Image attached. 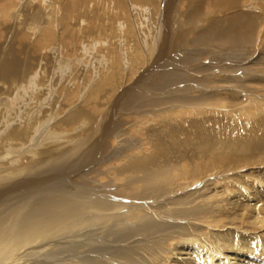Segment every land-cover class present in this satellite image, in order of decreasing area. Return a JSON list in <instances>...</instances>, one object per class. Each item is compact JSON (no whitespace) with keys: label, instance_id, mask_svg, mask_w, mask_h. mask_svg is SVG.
<instances>
[{"label":"bare ground","instance_id":"6f19581e","mask_svg":"<svg viewBox=\"0 0 264 264\" xmlns=\"http://www.w3.org/2000/svg\"><path fill=\"white\" fill-rule=\"evenodd\" d=\"M52 3L54 8L57 2ZM69 3L70 6H65L61 13H70L71 16L77 6L75 4L76 0H70ZM134 3L133 1L131 5L137 6ZM119 4L117 6H120ZM134 6L132 7L135 15L146 10L142 5L141 7L137 6V8ZM116 10L122 12V16H116L114 13L113 18H116V20L112 23V13L110 12V29L106 27L101 34V38L97 36V31L98 28H102V24L100 27L95 28L96 21L98 22L100 19L98 17L91 18L88 13L89 21L86 12H82L79 16L87 22L85 27V24H82L83 27H79L80 30L84 29V34L87 35L81 42V46L80 43H77L79 54L86 52L91 55L87 51L98 48L96 51L99 54L100 51L105 56H107V53L108 55L114 54L110 59L111 64L99 63L100 60H95L93 63L97 65L91 64L93 66L86 72L84 63L82 64L79 59H72L67 56L66 60L63 57L60 58L61 61L55 59L54 67L51 70L49 65L47 66L45 63L44 57L46 56L42 57L40 55L41 58L36 60L34 64L30 63L28 45H23L21 48L23 49L22 57H18L20 55L16 56L15 48L10 45L8 49L0 50V165L2 164V168H0V199L4 200L2 197L5 196L3 195L5 191L11 192L15 189L13 193L21 195L22 188H25L26 191L28 189L27 196L22 203L18 202L17 205L15 204L11 210L5 213L0 212V264L109 263L99 260V256H118L121 258L120 262L122 264H264L263 167L259 166L254 169L256 171L251 172L239 169L240 174L238 173L237 177H240L242 181L238 183V186L229 185L228 188L229 192L236 189L238 195L236 194L237 196L233 199L227 198L225 200L229 203L231 209L233 207L234 213L227 219V221L229 220L227 223L224 222L225 224L221 223L223 217L220 218L217 216L219 214L212 213L214 211L213 206L206 205L207 202L201 208L194 209L192 208L194 200H187L185 204H190L189 206L192 207L190 209L175 210L174 215L180 217L179 222L184 219L185 222L188 220L192 222H188L192 232L189 233L186 226L178 224L179 222L176 224L172 223L173 221L171 224L164 223L163 218L162 222H159L160 220H156L155 215L152 213H159L161 208L154 209L143 203L144 196L149 191L153 190L155 193L154 189L161 190L167 186L182 190L187 186H192L194 182L199 180L210 179V177L215 176L214 174L220 173L219 175L223 176L222 172L230 171L228 168L223 169V166L219 167L225 165L224 160H232L240 155L244 158L243 154L255 150L264 151V119L259 120L254 117L255 119L251 120L247 114L241 117L243 115L240 114V109H237V113L230 111L229 114L215 118L213 116L204 118L203 116V119L206 120L200 118L198 122L189 126H185V120L182 119V122L176 124L178 128L172 129L168 126L171 130L167 134V140L165 138L156 142L157 140L154 137L156 143L154 142L150 149L154 151L155 155H152L149 151L152 156L148 154L149 157L144 156L141 158V151H136L131 157H125L119 166L112 168L114 176L116 175L115 182L102 184L96 180L98 181L97 184L91 186L88 182L84 183L86 175L66 181L64 176L69 174L68 172L73 169L71 166L74 164L70 160L73 161L74 158L81 160L83 154H80V150L83 151L84 147L91 149L95 147L97 149L102 141L104 134L88 146L85 144V141H88L86 139L95 134V130L92 131L91 128L96 122L98 113L103 108L104 103L113 95L112 93L116 92L123 77L126 78L127 75L129 80L144 64L142 48L138 43V39L134 38L133 32L135 31L133 28L135 29V27H133L134 23L127 17V9L124 11V9L116 8ZM70 16L63 14L62 19H60L61 23L68 24ZM117 18L121 19L117 21ZM91 20L94 23L89 24ZM78 22L80 23V21ZM138 22V34L140 37L144 36V41L147 40L149 44V36L147 37L144 32L146 28L142 22ZM61 30L70 33L69 35L72 38L75 37L73 29L68 30V25L67 28H60V33H62ZM36 32L39 34L35 36L34 51L39 52L43 49L45 51L46 45L51 44V39L52 41L56 40L53 29L43 26L41 29L38 28ZM65 33L63 34L64 39H62L64 44H61L63 45L62 53L68 55L69 49L65 47L69 42H64ZM89 34H91V37L88 39ZM130 35L132 38H129ZM149 46L147 53H149ZM59 47L61 48V46ZM120 50H122L124 56L123 59L119 60L117 54ZM52 51L56 52L51 48L47 53L51 57L55 54L53 52L52 55ZM61 56L62 54H60ZM129 61L131 64L126 65ZM80 64L82 66H80L77 75L75 69L72 70L73 67L71 66ZM93 77H99V81L94 86L91 82ZM66 82H69V86L66 85ZM79 82H82V84H79ZM105 87L109 89H105ZM62 95L63 98L60 102L59 98ZM80 96L81 100H79ZM248 101L255 102L253 99ZM190 103L199 104L200 100L195 99L194 102ZM84 105H86V109ZM212 105L229 107L232 106V103L227 105L224 101L219 100L212 103ZM12 108H14V111L11 113ZM172 113L170 115L164 113L159 116L163 117L164 115L165 119L168 116L170 121L176 117L178 118L177 113ZM61 114L64 118L62 121H58ZM215 114L219 115V113ZM184 118L186 119V117ZM224 121L228 124H224ZM234 121L240 123L235 124ZM163 129L165 128H162L161 131ZM174 130L176 131L173 132ZM31 134L34 136L31 137ZM61 139H64V141L57 142ZM27 154L30 158L26 156ZM69 162L70 165L64 167ZM244 166L242 164L241 167L245 168ZM80 168L76 171L78 172ZM29 173L33 174L34 177L26 175ZM132 173L140 176L134 178ZM130 174L133 177H130ZM19 176H22L20 179L24 178L22 183L15 182L14 184L18 183L15 187H13L14 184L9 185L10 183L7 180ZM98 176L95 175V178L99 179ZM224 176L219 178L220 180L213 179V181L209 180L207 182H219L220 184L224 182L226 184L229 178ZM61 177L64 178V181L60 183L61 188H57L54 179ZM104 177L107 178L103 175L102 178ZM114 184L119 187L117 188L118 194H115L111 189H107L108 185L114 186ZM102 185H106V188H101ZM67 187H69L68 192ZM99 187V193L103 192L104 195L100 196L98 193ZM223 187L225 188V186ZM59 188L62 192L67 193H60ZM70 188L79 191L73 192ZM160 190L158 193H160ZM228 190L226 189L225 193ZM232 196H234L233 193ZM190 197L188 199H191ZM127 200H130L131 203L133 201V205H127ZM165 202V204H169L167 198ZM10 204L9 202L0 203V210L3 206H9ZM122 205L128 210L123 211ZM164 206L166 207V205ZM168 207L170 206L168 205ZM226 208L223 209L226 210ZM151 210H154V212L151 213ZM202 212L205 214L201 215ZM165 231L168 239H176L175 248L177 252L175 251L173 254L163 253L164 255H162L159 252L162 250L160 248L152 250L149 259L147 255H139L135 252V250L144 249L141 248L139 243L148 241V239L152 240L153 237H159L160 235V238H162ZM96 236H101V240L97 239L98 237L95 238ZM190 236L198 244H190V241L188 243ZM166 241L170 243L167 239ZM118 244H127L132 248L111 247ZM219 244L221 250H215V245ZM157 245H159V242Z\"/></svg>","mask_w":264,"mask_h":264},{"label":"rangeland","instance_id":"374dc122","mask_svg":"<svg viewBox=\"0 0 264 264\" xmlns=\"http://www.w3.org/2000/svg\"><path fill=\"white\" fill-rule=\"evenodd\" d=\"M69 1L70 0H0V50L4 51L11 46L15 48L14 51L16 52V56L20 55L18 57H22L23 49L21 48L23 45H28V51L30 52L28 58H30V63L34 64L36 60L41 58L40 55H42V57L46 56L44 57L45 63L47 66L49 65L51 70L54 67V61H58L62 57L66 60L67 56L72 59H79L82 64L84 63L86 66V72L93 65H97L96 63H93L95 60H100L98 61L99 63L105 62L106 64H111L110 59L114 54L108 55L107 53V56H105L101 51L99 54V52L96 51L98 48L94 50L87 49V52H90L91 55H88L86 52L81 53V55L79 54L78 46H81V42L84 40V37L87 36L84 34V29L81 28L82 30H80L79 28L83 27L84 24L85 27L87 22L85 19L81 17L79 18V16H81L80 14H82V12H86L88 20L90 18L89 14L91 18L98 17L100 20H98V22L96 21L95 28H97V26L100 27L102 24V28H98V31L102 32L97 31V36L101 38V34L104 32L105 28L107 27L110 29L111 20L112 23L116 20V18H113L114 13L116 16H122V12L116 10V8H120L124 9V11L127 9V17L134 23V38H136V40L138 39V43L141 45L144 64L141 65L140 69L137 70L129 80L127 79V75L125 76L126 78L123 77L116 92L112 93L113 95L104 103L103 108L98 113L96 122L91 128L92 131L95 130L96 135L94 134L93 136H90V138L88 137L86 139L88 141H85V144L88 146V144L104 134L102 136V141L97 149L95 147L92 148L95 149L93 151L88 147H84L83 151L80 150V154H83L82 156L80 155L81 160H79V158H74L73 156L74 159L73 161L71 159L70 162L76 164H71V167H73L74 170L71 169L68 172L69 174L64 176L66 181L77 179V177L81 175H86L84 183L88 182L91 186H95L98 181L102 184H111L112 181L115 182L116 175L114 176L112 172L114 167L116 168L119 166L121 161H124L125 157H131L136 151H141V158L144 156L149 157L150 153L155 155L150 147L152 148L156 140V142L162 141L165 138L167 140V134L171 130L168 126L172 127V129H176L178 128L176 127V124L180 121L182 122V119L183 121L185 120L184 125L189 126L198 122L200 118L201 120H206L203 119V116L204 118H209L211 116L215 118L218 116H224L227 113L229 114L230 111L232 113H237V109H240V114L243 115L241 117H244V115L247 114L251 120L255 119L254 117H257L256 119L259 120L264 119V0H76L75 4L77 6L71 16L70 13H61L64 7H67L70 4ZM133 1L135 2L134 4L139 7H141V5L144 6L146 10L140 11L135 15L132 7L134 5H131ZM52 2H57V5L54 8ZM118 4L121 7L117 6ZM137 6L134 7L137 8ZM111 9L112 11H110ZM76 11L78 13H75ZM110 12L112 13V18L109 21ZM63 14H65V16H70V18L68 17V24L61 23L60 19H62ZM56 19L58 20L56 21ZM120 19L121 18H117V21ZM78 21H80V23ZM138 21L142 22L146 28L144 32L147 37L149 36V44L147 40L146 42L144 41V36H142V38L138 34ZM91 23L94 22L91 20L89 24ZM67 25L68 30L73 29L75 37L72 38V36L69 35L70 33H65L62 30V33H60V28H67ZM43 26L54 30V38L56 40L52 41L51 39V44L46 45L45 51L43 49L42 51L37 52L34 51L35 49L33 48L34 41L36 40L35 36L39 34H37L36 30L38 28L41 29ZM42 33L43 31L41 34ZM64 33V42H69L65 47L69 49L68 55L62 53L63 45L61 44H64L62 43ZM79 33L81 34L80 36ZM89 37H91V34H89L88 39ZM130 37L132 38L131 35L129 38ZM77 43L80 44L78 45ZM59 46H61V48ZM148 46L150 54L147 53ZM51 48L56 51L51 52L52 55L54 53L56 54H54L53 57L47 54L48 50ZM60 54H62L61 57ZM101 56L103 58L106 57L105 59L107 61ZM117 56L119 60L123 59L124 53H122V50L119 51ZM82 64L71 66L73 67L72 70L75 69L74 71L77 75ZM130 64L131 62L129 61L126 65ZM130 76L131 74L129 77ZM63 79H65V77H63ZM97 81H99V77H93V79H91L92 86H94ZM79 84H82V82H79ZM66 85L69 86V82H66ZM105 89L109 88L105 87ZM62 98L63 95L59 98L60 102ZM195 99L200 100V103L189 104V102H194ZM252 99L255 100V102L248 101ZM79 100H81V96ZM219 100L224 101L227 105L232 103V106L217 107L212 105V103L218 102ZM238 102L242 104H239ZM84 106L86 109V105ZM13 111L14 108H12L11 113ZM172 112L177 113L176 116H178V118L176 117L170 121L168 116L166 119L164 118V115L163 117L159 116L164 113L165 115H170ZM215 113H219V115ZM184 117H186V119ZM63 118L64 116L61 114L58 117V121H62ZM163 123H166V125ZM239 123L240 122H235V124ZM224 124H228V122L224 121ZM162 128L165 129L161 131ZM175 131L176 130L173 132ZM155 134L158 136H155ZM33 136L34 135L31 134V137ZM29 141H31V139H29ZM61 141H64V139L58 140L57 142L61 143ZM93 152H95V156H93ZM28 154L30 155L29 152ZM28 154L26 156H29ZM243 156L244 158L242 155L237 156L232 159L233 161L226 159L224 160L225 165L219 166H223V169H230L229 172H222L223 176L225 175L229 178L227 179L228 182H226L228 187L224 182L221 184L219 182H207L209 180L213 181V179L216 180L222 178L223 176L219 175V173L214 174L216 177L212 176V178L210 177V179H205L204 181L199 180L200 182H194L192 186H187L182 190H176L174 189L176 187L172 186H167L169 189L164 187L165 189H161L162 191L160 189H154L155 193L152 190L145 194L143 203L154 209L161 208L159 209L160 215L158 212L151 210V213L154 212L152 213L155 215H153L154 218L160 220L159 222H162L164 219V223L168 222L171 224L173 221L172 223L176 224L179 222L178 220L180 217H175V210L190 209L192 206V208L198 209L207 202L206 205L213 206L214 211L212 213L215 215L219 214L217 216L220 218L223 217L221 219L223 222L221 223L225 224L229 221H227V219H229L234 213V210H232L233 207L231 209L229 203L225 202V200L227 198L233 199V197L235 198V196L238 195L236 189L230 190L229 192L228 188L229 185L236 187L239 185L238 183L242 181L240 177H237V174H240L239 169L241 168L244 169L245 172H251L256 171L254 169L259 166L264 168V151L255 150L243 154ZM70 162L69 164L67 163V165H64V167L70 165ZM242 164L245 165V168L241 167ZM1 165L0 168H2ZM79 168L80 170L77 172L76 169ZM132 174L134 178L140 176L135 173ZM26 175L34 177L31 173ZM95 175H99V179L95 178ZM101 175L106 176L108 179L105 177L102 178ZM22 176L24 175L22 174ZM22 176H19L18 178L13 177L15 180L12 178L7 180V182L10 183L9 185L18 181L22 183L24 181V178L20 179ZM133 176L130 174V177ZM63 179V177L57 178L56 180L54 179V184L57 185V188L60 187V183L64 181ZM15 185L17 186L18 183L14 184L13 187H15ZM115 186V184L114 186L108 185L107 189H111L115 194H118L117 188L119 187ZM223 186H225V188ZM60 188V193H67L69 187L66 188L67 192H62ZM101 188L105 189L106 185H102ZM139 188L141 187L139 186ZM226 189L228 190L227 193L230 194L225 193ZM21 190L25 194L23 192V195L15 194L13 193L15 192V189L11 192L5 191L3 193V195H5L2 197L4 200L0 199V203L9 202L11 204L9 206H3L0 210L1 213L11 210L15 204H18V202H23L24 198L27 196L26 193L28 189L27 191L25 188H22ZM70 190L73 192L79 191L78 189L71 188ZM81 190L83 191L84 188ZM159 190L161 194L158 193ZM97 191L99 193L100 187ZM232 193L234 196H232ZM99 194L100 196L104 195L103 192ZM188 197L191 199H188ZM166 198L169 204H165ZM159 199L160 201H158ZM187 200H194L192 206H189L190 204H185ZM212 202H214L213 205ZM127 205H133V201L131 203L130 200H127ZM164 205H166V207ZM168 205L170 207H168ZM223 208H226V210ZM122 209L123 211L128 210V208L123 205ZM221 209L222 212L225 213H222ZM203 214L205 213L202 212L201 215ZM184 220H182L183 222L180 220L181 222L178 224H183L184 227L186 226L189 233H192L189 228L191 226L188 225L190 220L187 222ZM166 233V231L163 233L164 238H160V235L159 237H153L152 240L148 239V241L139 243L141 248L144 249L138 251L135 250V252L139 255H147L148 259L149 256H151L152 250H158L160 248L162 250L159 252H161L162 255L175 253L176 239H168ZM191 237L192 236L189 237L188 243L190 241V244H198L196 240ZM95 238L100 239L101 236H96ZM166 239L172 244L167 242ZM158 242L159 245H157ZM100 243L101 242L99 241V244ZM220 246V244L215 245L216 249L215 247L214 249L221 250V248H219ZM111 247L132 248L127 246V244H118ZM98 258L106 263L109 262L108 264H122L120 262L121 258L118 256H99Z\"/></svg>","mask_w":264,"mask_h":264}]
</instances>
